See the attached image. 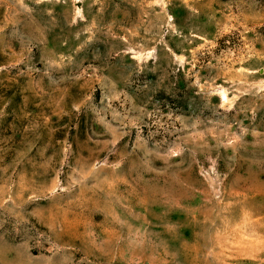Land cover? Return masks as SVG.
Listing matches in <instances>:
<instances>
[{
	"label": "rangeland",
	"instance_id": "rangeland-1",
	"mask_svg": "<svg viewBox=\"0 0 264 264\" xmlns=\"http://www.w3.org/2000/svg\"><path fill=\"white\" fill-rule=\"evenodd\" d=\"M0 264H264V0H0Z\"/></svg>",
	"mask_w": 264,
	"mask_h": 264
}]
</instances>
